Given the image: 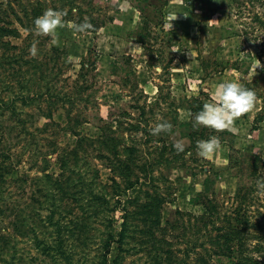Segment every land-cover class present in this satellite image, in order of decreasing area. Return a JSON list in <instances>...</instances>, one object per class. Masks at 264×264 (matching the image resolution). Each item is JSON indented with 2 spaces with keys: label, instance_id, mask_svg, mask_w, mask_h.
<instances>
[{
  "label": "rangeland",
  "instance_id": "rangeland-1",
  "mask_svg": "<svg viewBox=\"0 0 264 264\" xmlns=\"http://www.w3.org/2000/svg\"><path fill=\"white\" fill-rule=\"evenodd\" d=\"M37 2L45 10L61 3L12 4L25 16L24 6ZM142 2L79 0L82 14L74 7L68 19L66 6L64 22L80 18L92 29L59 28L55 42L33 34L31 15L22 26L0 2V25L19 30L0 34V264H104L107 231L123 222L124 250L114 242L113 264H195L197 250L207 264H225L226 255L195 247V217L207 211L195 197L207 178L222 211L251 184L253 219L264 211L256 194L264 179V0H166L164 13L147 9L156 14L148 33ZM224 81L252 90L254 108L231 131L194 129L195 115ZM161 122L172 132L152 135ZM105 132L118 135V153ZM81 135L98 140L76 146ZM211 136L219 150L212 160L198 157L197 141ZM176 140L185 142L184 153L175 151ZM125 145L136 149L129 154ZM121 160L130 161L133 179L139 175L132 186L119 176ZM153 200L161 203L159 224Z\"/></svg>",
  "mask_w": 264,
  "mask_h": 264
},
{
  "label": "trees",
  "instance_id": "trees-1",
  "mask_svg": "<svg viewBox=\"0 0 264 264\" xmlns=\"http://www.w3.org/2000/svg\"><path fill=\"white\" fill-rule=\"evenodd\" d=\"M3 1H6L8 3V6L12 8L13 13L21 22V25L27 28L29 27V23H27L28 20L25 18V16L31 15V17H29V21L32 20V22L34 23V20L42 15L44 11H46L44 8V4L41 2H37L35 4H31V9H28L27 6H24L25 16H23L20 15L19 12L14 10L12 4L13 0H0V2ZM60 1V5H62L63 7L60 5H55L54 10L62 12L63 8L67 6V13L71 12L69 13L70 17L68 19L73 18L72 16H74L73 14L75 13L73 11L74 7L78 8V13L80 15L82 14V7H80L79 0ZM142 1L143 2L141 3V9L145 14L143 28L146 30V33H148L150 21L154 20V16H156V14H152L151 17L152 12L149 15L147 9L150 11L151 9L149 7L154 6V8H158V13H164L166 0H158V3H155L154 0ZM66 3H68V5H66ZM256 17L260 18L259 15H257ZM76 22L81 23L80 18H77ZM17 29V27H8V25L2 24L0 25V34H18L19 30ZM185 124H190V122H184L183 125ZM73 132L75 134H79L76 129H73ZM105 138L107 143L111 145V149L115 151L114 154H116V152L118 153L119 148H117L116 143L117 140L119 141L118 135H113L105 132ZM84 139H87L89 141L92 140L93 142L98 140L97 137L82 136L79 138L76 146H82V143L86 142ZM135 149L136 147H133L132 145H125L121 148V150L129 151V154L130 152L132 153V151ZM97 156H101V153H99ZM229 158L231 166L237 165V157H234V155L230 153ZM129 162V160L120 161L118 166L122 167V169L119 173V176L127 178V182L130 186H132L137 181H139V175H136V178L133 179L132 176H134L135 173L133 168L130 167L131 165ZM208 181L209 179L207 178V187L195 197V204H203L207 210L195 217V233L197 234V236L195 237V247L201 245L202 247H206L207 250L211 251V253L213 254L226 255L228 257V261H226L225 264H264V211L260 214V217H256L255 219H253V213L250 212L252 201L254 200L253 197H251V193L253 190L252 184L248 186L249 190L244 189V191L238 192L239 196L237 204L231 210L222 211L219 206V199L215 191H213V189L208 190V188H210ZM160 204L161 203L158 200H153L152 203H148V205L153 209V212H155L156 214V219L154 221V223L156 224L160 223ZM53 222L57 224L59 222V219ZM127 225V222H123L120 229H109L107 231L108 233L101 246V254L104 264H113L109 260V255L112 251L114 242H118L119 249L124 250V247L120 244L124 242V237H126L128 227ZM252 238L256 239V242L252 247H249L248 243ZM36 239H38V237H36ZM62 246L63 243L60 244L59 241H57V244L54 247L62 248ZM61 252H64V249H61ZM196 253L198 255L195 257V260L199 259L201 262L195 264H203L204 262L202 263V261H206V264L208 263L205 254L203 255L198 250L196 251ZM256 255L262 257V259H254L253 256ZM7 264H11V262H7ZM155 264H164V262L162 261V258H158ZM180 264H184V261H181Z\"/></svg>",
  "mask_w": 264,
  "mask_h": 264
},
{
  "label": "clouds",
  "instance_id": "clouds-1",
  "mask_svg": "<svg viewBox=\"0 0 264 264\" xmlns=\"http://www.w3.org/2000/svg\"><path fill=\"white\" fill-rule=\"evenodd\" d=\"M121 10H124L123 6H121ZM66 15V12L47 9L34 20L33 34L36 37H51L55 42L57 29L59 28L67 27L75 33H85L93 27L87 20L79 24L65 23L63 17ZM172 51H179V49H173ZM29 52L33 57L37 55L35 43H33ZM209 96L210 102L204 103L202 110L194 117V129L205 127L215 132L231 131L235 121L250 113L256 103L255 93L236 81L221 82L209 93ZM150 132L154 136L161 133H171L172 125L168 122L157 123L150 127ZM220 146L219 138L211 136L208 139L197 141L196 154L200 158L212 160L213 155L219 150ZM173 147L177 154H180L185 152L186 144L183 140H176ZM256 190V194L264 199V179H257ZM253 258L256 260L262 259L258 255L253 256Z\"/></svg>",
  "mask_w": 264,
  "mask_h": 264
}]
</instances>
